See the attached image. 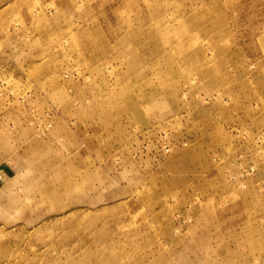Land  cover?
Here are the masks:
<instances>
[{"label":"rangeland","instance_id":"rangeland-1","mask_svg":"<svg viewBox=\"0 0 264 264\" xmlns=\"http://www.w3.org/2000/svg\"><path fill=\"white\" fill-rule=\"evenodd\" d=\"M0 264H264V0H0Z\"/></svg>","mask_w":264,"mask_h":264}]
</instances>
